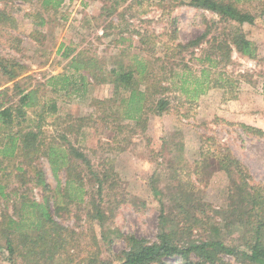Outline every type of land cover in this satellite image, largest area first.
I'll list each match as a JSON object with an SVG mask.
<instances>
[{"label":"rangeland","instance_id":"1","mask_svg":"<svg viewBox=\"0 0 264 264\" xmlns=\"http://www.w3.org/2000/svg\"><path fill=\"white\" fill-rule=\"evenodd\" d=\"M182 1L189 0H62L55 8L54 1L44 6L43 0H0V56L24 69L13 81L0 72L5 106L17 104L18 91L32 89L38 92L39 108L56 105L40 128H35L33 111L41 109L33 107L14 129L38 134L39 150L32 158L0 157V186L6 194L0 195V264H33L19 238L5 228L10 219H23L19 232L36 237L33 209L20 206L25 199L42 204L48 196L55 199L48 200V211L61 229L55 238L47 237L52 246L42 256L46 259L37 257L39 264L111 263L129 249L130 237L157 243L160 228L178 245L209 238L240 243L245 231L240 219L250 209L241 197L256 194L264 200V136L242 128L264 132L261 5L256 0L238 5L256 16L254 24L239 29L256 46L250 59L230 44L236 22H221ZM205 32L198 45H187ZM73 58L89 61L93 73H75L69 65ZM137 61L150 78L139 79L138 88L157 91L144 102L139 124L123 117L121 94L108 81L111 70H126ZM52 77L67 78V90H60L58 81L53 90ZM156 97L168 101L161 115L150 110ZM46 145L59 151L53 165L42 154ZM69 145L87 162L70 156ZM60 152L72 172L60 166ZM225 156L237 166L220 167ZM26 159L42 172L45 189L36 184ZM71 178L81 181V190L66 186ZM97 211L105 217L102 225ZM7 238L15 244L13 256ZM221 257L241 264L232 256ZM162 264L182 262L172 257Z\"/></svg>","mask_w":264,"mask_h":264},{"label":"trees","instance_id":"2","mask_svg":"<svg viewBox=\"0 0 264 264\" xmlns=\"http://www.w3.org/2000/svg\"><path fill=\"white\" fill-rule=\"evenodd\" d=\"M52 1H54L53 6L56 8L60 5L62 0H43V5L49 6L51 5ZM249 1L252 0H189L187 3L182 1L180 4H187L188 6H191L195 9L209 11L217 15L219 20L224 23H229L232 21L236 22V30L230 34V44L239 55L251 59L256 55V46L250 40H248L246 35L239 29H241L240 26L243 24H254L256 16L238 8V5L241 3H246ZM256 1L261 5L259 16L264 26V0ZM1 17L2 13H0V18ZM0 22H2L1 19ZM39 24L41 25L42 23L40 22ZM231 28L233 29V27ZM206 33L207 32H205L202 37L190 41L187 45H198L201 38L206 36ZM218 47L220 51L223 50L222 44L218 45ZM68 56L69 52H64V57L67 58ZM209 61L211 62V60ZM88 63L89 61L73 58L69 65L71 68H73L75 73L80 72L81 70L83 72L88 71L93 73L91 67L87 66ZM23 70V67L0 56V72L8 80L13 81L23 73ZM108 78V81L114 84V90L121 94L118 101V107H120L123 111V117L127 120L134 121L136 124H139L142 120L141 116L144 113V102H146L148 96H152L157 92L154 91L153 93H150L147 88L144 90H140L138 88L141 79L143 81L150 80L147 67L142 63V61H137L128 66L126 70H111L108 74ZM100 80L101 82L105 81V79L102 78ZM57 81L61 84L60 90H67L68 86L70 85L69 80L65 77H52L48 83L55 91H57L55 88V82ZM37 93L38 92L36 89H32L28 92H23L22 90L18 91L17 94L19 98L17 104L5 106L3 98L6 96V92H0L1 158L7 159L8 161H15L19 156H23L24 158H32V155L38 152L39 145L34 143L37 141V133H34L33 131L23 132L22 129H17L14 131L16 127H20L21 122H24L26 118V110L28 109H33V107H36V109H41L40 112H36V110L33 111L35 120L38 122L36 123L35 128H40L41 122H45L49 116H52L54 113H56V105L54 102L50 104L45 103L44 106L40 108L38 107L40 105ZM152 100L153 103L150 106V110H152L154 114L161 115L167 110V100L157 97L153 98ZM44 114L46 116H44ZM242 128L246 129L247 132L264 136V132L259 129L245 126H242ZM45 147H47V145ZM67 150L69 155L73 158L80 159L83 163L87 162L85 155L76 151V149H74L72 146L69 145ZM57 151L58 149H56L53 145H48L47 149H45L42 154L46 155L50 164L53 165L55 162L53 161L52 157L57 153ZM60 153V166L62 169L66 168L67 172H72V165L67 166L68 163L67 161L65 162L67 155L64 152ZM26 160L28 161L26 167L32 168L33 172H35L36 184L40 187H44L45 189L47 184L43 180L42 172L32 167V161L30 159ZM70 164H72V162H70ZM231 164L237 166L238 163L236 160L227 156L221 158L219 161V166L224 169H226V167ZM15 168L18 171H22V167L20 165L15 166ZM57 171L58 169L54 168L53 174L55 175ZM80 183V180L77 179L75 182L71 178V180L68 179L66 182V186L71 188L74 184L75 187L81 190L82 185ZM0 195H6L2 186H0ZM48 200L55 201V199L49 196L47 197V201H44L42 204L25 199L22 200L20 206H28L29 209H33L31 214L34 215V222L35 220L37 221L34 228L39 231V234L36 237L30 236L28 233L19 232L23 228V219H20L19 221L10 219L9 225L5 228L10 236L14 238L17 236L19 238L18 243L23 245L24 249L26 250V256H32L30 261L33 264H39L37 257L41 258L42 260L46 259V257L43 259L42 256H45L47 254L46 251L48 248L52 246L51 241H49L47 237L52 236V238H55L56 235L53 234H58V230L61 229V227L53 221V215L48 211ZM241 203L249 206L250 209H246L248 213L247 211L244 212V214L247 213V217L245 216L244 218L240 219V227L245 229V231L239 240V244H226L219 239L209 238L198 243L189 241L185 244L178 245L176 244V241L169 238V233L165 232L163 228H160V231L157 234V243L148 244L145 240H137L133 237H130L128 239L129 249L122 251L119 255L114 256L111 263L101 259H90L86 264H162L164 258L172 257H178L182 264H228L221 259L222 254L232 256L241 264H264V200L258 199L256 194H246V198L241 197ZM104 218V215L102 216L101 213L97 211L96 219L101 225L103 224ZM31 222L32 221H30L29 225L32 224ZM227 225H231V223H227ZM23 242H31L33 246L30 248L28 246L26 247ZM14 246L15 244L12 243L11 239L7 238L6 249L10 256L14 255ZM35 249H38L39 251L36 252ZM47 258H51V256H48Z\"/></svg>","mask_w":264,"mask_h":264},{"label":"crops","instance_id":"3","mask_svg":"<svg viewBox=\"0 0 264 264\" xmlns=\"http://www.w3.org/2000/svg\"><path fill=\"white\" fill-rule=\"evenodd\" d=\"M263 121H264V119H263Z\"/></svg>","mask_w":264,"mask_h":264}]
</instances>
